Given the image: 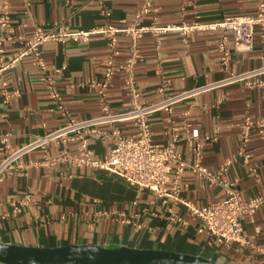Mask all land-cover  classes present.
I'll list each match as a JSON object with an SVG mask.
<instances>
[{"label": "crops", "instance_id": "1", "mask_svg": "<svg viewBox=\"0 0 264 264\" xmlns=\"http://www.w3.org/2000/svg\"><path fill=\"white\" fill-rule=\"evenodd\" d=\"M144 0H31L30 13L24 0H10L11 23L15 34H32L37 22L45 29L57 24L72 30H91L105 24L125 26L134 21ZM158 8L142 17V23L180 24L196 20L211 23L227 15L249 14L256 0H153ZM106 8L109 14H105ZM223 28L195 29L187 35L169 30L156 37L146 33L138 46L142 57L135 65L140 102L152 104L185 91L195 90L175 101L170 110L160 108L150 115L152 137L167 143L168 130L177 126L176 149L187 160L195 158L193 130L202 137V163L217 172L230 160L221 179L233 182L244 199L264 190V140L258 129L251 130L247 151L249 162L237 150L244 115L264 114V85L249 86L247 79L230 80L232 73L264 65V35L255 27L252 48L235 50L225 65L218 49ZM108 37L94 32L88 40L46 41L41 56L55 78L70 114L77 119L101 113L96 88L89 82L101 79L114 62V74L107 97L114 111L126 109L129 98L124 88V64L131 52L132 37L117 33L113 55ZM4 60H10L22 43L5 41ZM54 66H60L56 72ZM43 71L34 54L28 53L0 70V134L9 132V147L0 142V162L15 151L64 122L56 102L50 97ZM264 77V72L260 74ZM13 93L6 101L3 84ZM187 111V114L185 113ZM116 126L124 136L136 132L133 119L101 124ZM208 135V138L204 136ZM93 157L104 158L114 145L111 136L92 137ZM66 146L78 152L76 141L65 145L49 142L47 150L37 146L16 161L0 181V241L24 245L57 246L72 243H98L105 246L165 248L201 255L220 264H264V204L242 220L243 238L224 242L199 232L200 220L182 201L164 203L148 189L128 183L109 168L86 161H44ZM181 195L201 206L226 195L222 183H211L186 167ZM28 196L26 202L20 200ZM19 204V209L14 208ZM168 206L172 207L170 211ZM107 211V212H105ZM127 217L129 221H123ZM0 264H9L0 261Z\"/></svg>", "mask_w": 264, "mask_h": 264}, {"label": "built area", "instance_id": "2", "mask_svg": "<svg viewBox=\"0 0 264 264\" xmlns=\"http://www.w3.org/2000/svg\"><path fill=\"white\" fill-rule=\"evenodd\" d=\"M25 12L30 13L31 0H24ZM158 8L154 5L153 0H144L142 6L137 10L134 21L127 23L125 26H114L110 24L94 27L91 30L77 29L72 30L68 25H60L45 29L43 22H37L32 34H15L11 23L10 0H0V70L4 67L14 64L17 60L28 53L34 54L36 62L43 71L42 79L48 89L50 97L56 102L61 114L64 116V122L58 128L44 134L38 135L35 140L29 144L8 152L0 162V181L3 180L5 172L16 167L17 159L27 150L42 146L47 150L49 142H60L66 144L76 141L78 143V152L71 153L66 146H63L59 153L47 155L44 159L47 163H55L59 160H70L74 162L86 161L94 165L109 168L131 185L140 189H148L161 197L164 203L170 201H182L191 210L192 214L199 218V232H205L208 235L215 236L224 242L231 240H240L243 238L242 220L254 213L259 205L264 204V190L250 199H244L240 191L234 187L233 182L221 179V173L227 168L230 160L225 161L217 172L210 170L202 163V137L197 130H193L191 136L194 138L193 152L195 158L187 160L176 149V142L180 134L177 126L173 125L169 130V140L167 143L155 141L152 137L150 124V115L157 109L165 108L170 110L172 104L180 100L189 93L195 91H185L170 96L162 101L144 104L140 102V88L135 79V65L141 59L142 54L138 46L139 40L146 33H151L156 37L169 30H179L183 35L189 34L195 29L205 28H223L218 39V49L221 53V59L225 65L231 60V46L229 41L232 40V47L235 50L243 51L252 48L255 27L260 26L264 35V0H256V10L249 14L227 15L218 22L204 23L194 21L192 23L183 21L180 24H149L142 23L143 15ZM103 12L109 14L108 9L104 8ZM94 32H102L109 39V46L112 54L115 52L117 42V33L126 32L132 37L131 52L127 57L124 70V88L128 93L126 109L123 111H114L107 97V89L111 78L114 74V62L111 58L110 63L103 72L101 79H95L89 84L96 88L100 104L101 113L97 116L77 119L72 116L67 109L63 96L56 84L55 78L49 73L48 65L41 56V45L49 40L66 41V40H88ZM5 41H18L22 47L12 54L10 60L5 62ZM53 70L58 72L60 66H54ZM264 72V65L243 72L232 73L230 80L247 79L249 86L264 85V77L260 74ZM3 84V93L7 101L13 93H20L19 89L9 90ZM187 114V111L185 112ZM133 119L137 130L135 133L124 136L120 128L112 126L102 128L101 124L114 123L116 120ZM256 127L259 137L264 140V114L253 118L249 113L244 115L240 125V144L238 154L243 156L244 162L248 163L250 154L247 146L250 140L251 130ZM10 133L0 134V142L5 149L9 147ZM111 136L114 139L110 153L104 158L93 157L94 149L90 144L92 137L102 138ZM208 138V135L204 136ZM186 167H189L198 177L204 178L211 183H222L226 188V195L205 205H195L190 200L182 197V175ZM28 196L21 199L22 204L26 202ZM14 208L19 209V204L14 203ZM171 211L172 207L168 206ZM107 212V211H105ZM123 221H129L123 217Z\"/></svg>", "mask_w": 264, "mask_h": 264}, {"label": "water", "instance_id": "3", "mask_svg": "<svg viewBox=\"0 0 264 264\" xmlns=\"http://www.w3.org/2000/svg\"><path fill=\"white\" fill-rule=\"evenodd\" d=\"M0 261L9 264H220L210 258L165 248L98 243L37 246L0 241Z\"/></svg>", "mask_w": 264, "mask_h": 264}]
</instances>
